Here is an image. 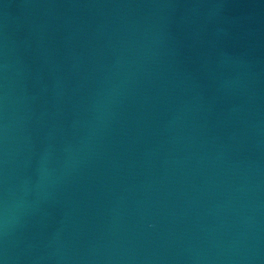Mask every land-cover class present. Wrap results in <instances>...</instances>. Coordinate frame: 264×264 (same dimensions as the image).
<instances>
[{
	"label": "water",
	"instance_id": "95a60500",
	"mask_svg": "<svg viewBox=\"0 0 264 264\" xmlns=\"http://www.w3.org/2000/svg\"><path fill=\"white\" fill-rule=\"evenodd\" d=\"M0 264H264V0H0Z\"/></svg>",
	"mask_w": 264,
	"mask_h": 264
}]
</instances>
